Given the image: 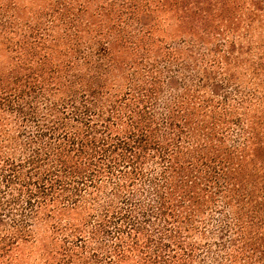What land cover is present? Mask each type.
<instances>
[{
  "label": "trees",
  "instance_id": "16d2710c",
  "mask_svg": "<svg viewBox=\"0 0 264 264\" xmlns=\"http://www.w3.org/2000/svg\"><path fill=\"white\" fill-rule=\"evenodd\" d=\"M0 45V259L264 264V0H0Z\"/></svg>",
  "mask_w": 264,
  "mask_h": 264
},
{
  "label": "rangeland",
  "instance_id": "374dc122",
  "mask_svg": "<svg viewBox=\"0 0 264 264\" xmlns=\"http://www.w3.org/2000/svg\"><path fill=\"white\" fill-rule=\"evenodd\" d=\"M3 45H0V57H2ZM44 227L40 228L37 235L40 237L43 233ZM41 246L39 243L28 242L19 243L15 249H13L11 256L8 254V258L0 259V264H41Z\"/></svg>",
  "mask_w": 264,
  "mask_h": 264
}]
</instances>
